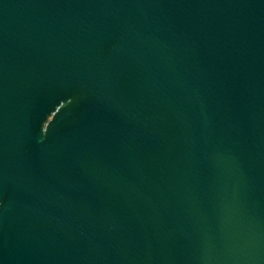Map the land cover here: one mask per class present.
<instances>
[{"label":"water","instance_id":"95a60500","mask_svg":"<svg viewBox=\"0 0 264 264\" xmlns=\"http://www.w3.org/2000/svg\"><path fill=\"white\" fill-rule=\"evenodd\" d=\"M0 264H264V0H0Z\"/></svg>","mask_w":264,"mask_h":264}]
</instances>
